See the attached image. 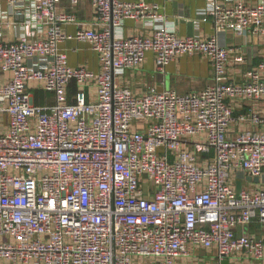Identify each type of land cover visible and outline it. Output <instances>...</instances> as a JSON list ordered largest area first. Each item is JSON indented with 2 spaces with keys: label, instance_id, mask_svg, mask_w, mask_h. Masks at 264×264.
<instances>
[{
  "label": "built area",
  "instance_id": "1",
  "mask_svg": "<svg viewBox=\"0 0 264 264\" xmlns=\"http://www.w3.org/2000/svg\"><path fill=\"white\" fill-rule=\"evenodd\" d=\"M84 3L94 9L91 21L69 10ZM207 3L215 33L200 38L166 26L118 33L128 19L163 18L158 3L7 0V15L0 11V264H223L239 255L264 264V236L237 233L264 225V106L253 104L264 103V56L232 81L231 62L247 56L220 41L229 31L264 39V0ZM71 24L75 34L65 31ZM8 27L18 33L6 42ZM72 38L99 54V70L70 64L61 44ZM149 52L160 71L202 54L213 83L185 93L150 85L137 95L119 77ZM90 85L97 96L87 101ZM34 87L54 101L36 103ZM235 103L247 109L236 113ZM246 175L249 185L235 187L233 178Z\"/></svg>",
  "mask_w": 264,
  "mask_h": 264
},
{
  "label": "crops",
  "instance_id": "2",
  "mask_svg": "<svg viewBox=\"0 0 264 264\" xmlns=\"http://www.w3.org/2000/svg\"><path fill=\"white\" fill-rule=\"evenodd\" d=\"M135 2L158 3V9L164 17L150 20L149 22L135 21L128 19L125 21L119 34L129 36L132 34L148 33L154 27L166 26L173 32L182 37L194 36L200 38L210 37L215 33V26L212 17L208 14L207 0H128ZM255 1V0H250ZM65 4L67 1H64ZM69 10L77 13L81 20L91 21L94 16V9L91 3H84L78 8ZM0 11L7 15V0H0ZM3 18V17H2ZM4 19V18H3ZM23 19L22 17L20 18ZM78 27L76 25H66L65 31L75 34ZM17 29L8 27L5 29L4 40L12 41L17 37ZM220 41L229 46H241L243 52L247 56L246 63L231 62L229 75L232 81H241L244 71L256 65L264 56V39L255 36H238L234 32L229 31L221 33ZM62 50L67 52L69 62L73 66L86 65L91 69L99 70L100 57L99 54L91 49L84 42L72 38L61 44ZM233 60V59H232ZM2 76V73L0 74ZM119 81L122 85L129 86L137 95H142L147 91L150 85H155L158 89H175L179 92H191L201 90L213 83V69L209 60L202 54L181 56L177 60L171 62L165 71L157 68L155 55L149 52L144 64L137 69H128L121 73ZM35 101L38 104H48L54 101L53 94L43 89L34 87L31 89ZM78 87L73 82L69 87L70 102L76 101ZM86 100H94L97 96V86L90 85L85 88ZM253 104L258 110L264 106L261 101H255ZM248 104L242 107L235 103L236 113L247 109ZM252 179L246 175L244 178H233L232 183L235 187L247 186ZM252 233L258 237L264 236V225L254 222L249 227H239L237 233ZM230 264H262L255 263L244 255L233 256L229 258Z\"/></svg>",
  "mask_w": 264,
  "mask_h": 264
},
{
  "label": "rangeland",
  "instance_id": "3",
  "mask_svg": "<svg viewBox=\"0 0 264 264\" xmlns=\"http://www.w3.org/2000/svg\"><path fill=\"white\" fill-rule=\"evenodd\" d=\"M1 241H13L12 238H1ZM201 255H206V252L204 250H201L198 252Z\"/></svg>",
  "mask_w": 264,
  "mask_h": 264
},
{
  "label": "water",
  "instance_id": "4",
  "mask_svg": "<svg viewBox=\"0 0 264 264\" xmlns=\"http://www.w3.org/2000/svg\"><path fill=\"white\" fill-rule=\"evenodd\" d=\"M251 179H252V178H251ZM254 180H255L256 182H258V181H259V178L256 177V178H254ZM223 264H230L229 259H225V260L223 261Z\"/></svg>",
  "mask_w": 264,
  "mask_h": 264
}]
</instances>
